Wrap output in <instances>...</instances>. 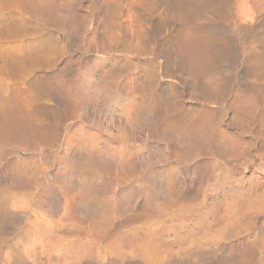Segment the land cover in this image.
<instances>
[{
	"label": "rangeland",
	"instance_id": "374dc122",
	"mask_svg": "<svg viewBox=\"0 0 264 264\" xmlns=\"http://www.w3.org/2000/svg\"><path fill=\"white\" fill-rule=\"evenodd\" d=\"M32 20L54 52L46 91L0 73V264H264V0Z\"/></svg>",
	"mask_w": 264,
	"mask_h": 264
},
{
	"label": "bare ground",
	"instance_id": "6f19581e",
	"mask_svg": "<svg viewBox=\"0 0 264 264\" xmlns=\"http://www.w3.org/2000/svg\"><path fill=\"white\" fill-rule=\"evenodd\" d=\"M48 2L49 0H0V73H6L17 81H30L31 86L40 87L42 91H46L47 86L37 72L49 67L55 39L52 36H41L32 27V18L37 7ZM6 109L16 112L24 124L18 102L5 99L0 103V112Z\"/></svg>",
	"mask_w": 264,
	"mask_h": 264
}]
</instances>
